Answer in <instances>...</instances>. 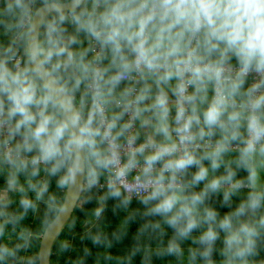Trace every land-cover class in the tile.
<instances>
[{
    "label": "clouds",
    "instance_id": "obj_1",
    "mask_svg": "<svg viewBox=\"0 0 264 264\" xmlns=\"http://www.w3.org/2000/svg\"><path fill=\"white\" fill-rule=\"evenodd\" d=\"M0 34V264H41L93 201L94 264H264V0H0Z\"/></svg>",
    "mask_w": 264,
    "mask_h": 264
},
{
    "label": "trees",
    "instance_id": "obj_2",
    "mask_svg": "<svg viewBox=\"0 0 264 264\" xmlns=\"http://www.w3.org/2000/svg\"><path fill=\"white\" fill-rule=\"evenodd\" d=\"M0 41L2 42H7V37L3 36L2 34H0ZM250 85V79L248 78L245 87ZM246 175V172H244L243 170H241L238 173V176L243 177ZM21 179H23V177H21ZM5 183V176L0 175V187H2ZM50 191L54 192L58 195H62L61 192H59L56 189L55 186V178L52 181L51 187H50ZM239 198L238 197H233V205L232 207L234 208L236 203H238ZM211 202H213V204H211L213 207H215L219 213L221 215L225 214L226 212L230 211L231 209L227 206H222V194L217 195V196H213V198L210 200ZM115 201L113 200H109L104 216H105V220L104 223L107 224V231L109 233H111V231L115 230L117 228V226L119 225L120 220L122 219V217L124 216V213L122 211H117L116 213H113L112 208L114 205ZM18 206V197H17V201L15 204H13V208H16ZM95 205V201H93L92 203L89 204H85L83 206V209L81 208H75V211L73 213L72 218L70 219V221L66 224V226L64 227V229L62 230V232L60 233V235L57 238V242H55L53 249H52V255H51V264H72V261L80 254H82V250L84 248L85 245H87V247L90 248L91 250V255H89L86 259V264H94L95 262V258H96V253L98 249L96 246L92 245L91 241L89 240H82L81 239V235H82V231H83V220L86 218V213L87 211H90L92 208H94ZM44 205L41 204L38 206V210L35 214H29L28 218L24 221V224L28 227H30L32 230L36 231L40 228V224L42 222L43 219V214H44ZM131 208H142V205H140L138 203V201H136L135 199L132 202ZM73 217L76 219L77 221V225L76 227L69 229L68 228V224L71 223V220L73 219ZM141 223V221L139 219H137L135 222L131 223L129 226V230H128V235L127 237L124 238V240L120 243H116L113 248L110 250L112 252L113 255H123L127 252L128 249H130V247L133 244V235L135 234V232L137 231L139 224ZM195 234V233H194ZM168 235H171V230H169ZM63 239H68L72 244H73V248L65 253L62 254H58V244L59 241L63 240ZM167 239V237H166ZM190 243V242H188ZM217 246L220 247L222 246L221 242H217ZM184 247H187V243L184 245ZM260 257L264 258V251H261L260 253ZM214 259L219 260V254L218 253H214ZM133 264H141V258L140 256H137L134 259ZM155 264H160V261H156Z\"/></svg>",
    "mask_w": 264,
    "mask_h": 264
},
{
    "label": "water",
    "instance_id": "obj_3",
    "mask_svg": "<svg viewBox=\"0 0 264 264\" xmlns=\"http://www.w3.org/2000/svg\"><path fill=\"white\" fill-rule=\"evenodd\" d=\"M69 195L71 196V194H69ZM74 211H75V208L70 207L69 213L66 214V219H65L64 224L62 226H57V227L53 228V230L47 235V238L45 240H43L42 248L40 249L42 251L41 264H51V255H52L53 246H54L58 236L60 235V233L62 232V230L66 226V224L72 218Z\"/></svg>",
    "mask_w": 264,
    "mask_h": 264
},
{
    "label": "built area",
    "instance_id": "obj_4",
    "mask_svg": "<svg viewBox=\"0 0 264 264\" xmlns=\"http://www.w3.org/2000/svg\"><path fill=\"white\" fill-rule=\"evenodd\" d=\"M233 65H237V62H232ZM238 66V65H237ZM250 79V84L254 82V80L257 78L255 73H252L248 77Z\"/></svg>",
    "mask_w": 264,
    "mask_h": 264
},
{
    "label": "crops",
    "instance_id": "obj_5",
    "mask_svg": "<svg viewBox=\"0 0 264 264\" xmlns=\"http://www.w3.org/2000/svg\"><path fill=\"white\" fill-rule=\"evenodd\" d=\"M231 62H237L235 57H233L232 61ZM192 171H195V168L192 169ZM210 204H213V202L209 201Z\"/></svg>",
    "mask_w": 264,
    "mask_h": 264
}]
</instances>
